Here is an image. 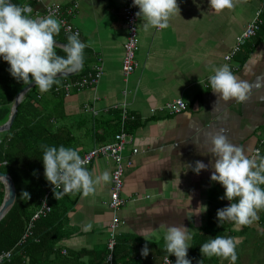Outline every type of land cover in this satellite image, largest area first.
<instances>
[{
  "label": "crops",
  "instance_id": "0c3cea01",
  "mask_svg": "<svg viewBox=\"0 0 264 264\" xmlns=\"http://www.w3.org/2000/svg\"><path fill=\"white\" fill-rule=\"evenodd\" d=\"M21 1L32 7L28 15L33 18L48 15L51 6L59 7L61 14L54 16L69 20L81 32L80 39L89 45L83 50L82 68L92 74L99 71L100 78L94 86L81 90L73 86L62 107L57 104V95L38 91V99L44 104L42 111L62 109L74 126H84L88 119L93 128L88 137L91 143L84 146L86 140L81 136L87 128L83 127L79 133L81 153L113 138L119 109L121 113L127 108L138 116L139 125L129 135L132 141L123 158L125 204L119 212L117 248L124 259L118 258L117 264L127 261L131 249L140 252L146 243L143 235L152 239L147 242L149 257L164 258L167 223L187 227L192 233V245L195 237L209 227L215 197L212 189L219 184L210 179L214 169L209 162L214 157L202 154L211 147L205 133L223 129L229 141L248 156L264 138V28L246 42L231 63L225 60L254 19L261 0H233L231 9L220 12L213 11L208 0H177L179 10L163 29L145 30L140 18L138 66L130 74L123 70L128 36L123 11L128 0ZM223 64L252 85L246 101L225 103L210 89L208 77L214 67ZM176 100L185 102V109H166ZM260 148L264 156V145ZM197 160L209 164L199 174L192 170ZM114 166L111 157L102 156L87 167L95 174L108 170L110 182L97 185L88 196L69 193L67 202L71 206L56 228L60 239L49 257L50 263L45 264H63V257L71 258V264H91L93 257L95 261L99 253L107 250L114 213L109 206ZM46 195L49 198L51 193L44 198ZM257 216L247 226L231 224L237 242L236 264H264V209ZM87 223L92 224V229L85 232L82 227ZM169 257L174 258V254ZM29 262L27 258L26 264ZM218 264L229 261L218 257Z\"/></svg>",
  "mask_w": 264,
  "mask_h": 264
},
{
  "label": "clouds",
  "instance_id": "9594fccd",
  "mask_svg": "<svg viewBox=\"0 0 264 264\" xmlns=\"http://www.w3.org/2000/svg\"><path fill=\"white\" fill-rule=\"evenodd\" d=\"M43 2V0H42ZM209 7L220 12L233 7V0H208ZM138 7L135 15L142 20L145 30L149 27L163 29L168 27L170 18L179 10L177 0H132ZM33 11L28 4L19 5L10 0H0V59L8 62V71L17 81L27 85L35 82L41 93L48 92L52 86L59 85V77L82 67L83 50L89 45L81 41L78 32L65 29L66 43L61 44L64 55L54 51L56 36L61 30L62 22L54 15L31 17ZM208 77L210 89L217 94V99L227 103L230 100L246 101L250 96L252 85L233 74L228 64L213 68ZM31 74V77L29 76ZM216 99V100H217ZM205 136L211 147L202 154H211L212 171L210 179L219 182L224 188L220 199L231 201L230 204L217 209V222L223 225L230 221L237 226H247L258 219L257 212L264 209V156L259 150L253 156L245 154L242 148L229 141L220 129L215 133L207 132ZM44 177L53 185V195L59 201L69 193L80 192L88 196L96 190V186L110 182L108 170L99 174L90 171L85 165L87 159L82 158L79 149L64 145L52 146L41 144ZM191 167V165H189ZM209 164L197 160L192 170L199 174ZM29 196V193H26ZM206 211V206L204 208ZM92 224L83 225L87 232ZM140 249L142 256L149 254L148 241ZM192 233L183 224H166L163 234L164 251L167 255L164 264H171L169 255L176 257L175 264H191L187 257ZM237 242L234 237L216 235L200 245L204 257H220L236 264Z\"/></svg>",
  "mask_w": 264,
  "mask_h": 264
},
{
  "label": "trees",
  "instance_id": "16d2710c",
  "mask_svg": "<svg viewBox=\"0 0 264 264\" xmlns=\"http://www.w3.org/2000/svg\"><path fill=\"white\" fill-rule=\"evenodd\" d=\"M11 1L19 5L27 3H22L21 0ZM262 28H264V24ZM65 34L67 33H65L62 28L60 32L54 36V40L66 43L67 35ZM256 34H258V32ZM244 45L241 46L237 54L241 52ZM54 51H56L58 55H64L59 46L54 45ZM246 59L247 57H245L241 63H244ZM9 67L8 62L0 59V125L8 120L16 94L26 86L22 81H17L10 75L8 71ZM89 74L91 73H89L86 68H82L79 73L71 77L59 78L61 81L60 84H54L49 90L53 95L59 97V101L57 102L59 107L63 106V99L66 96L63 88L64 84L66 82H71L75 87L76 83L80 82L83 77H87ZM29 76L31 77V74H29ZM64 80L67 81L64 82ZM38 91V87L34 86L25 94L18 106L17 116L12 127L10 130L0 133V170L11 175L17 191L14 205L0 221V253L11 251L12 257L11 259H5L0 264H26L27 258L30 260L29 264L50 263L49 257L54 252L56 243L61 236L60 232L56 231V228L59 227L61 219L66 214L71 204L68 203L70 201V194H66L63 198L61 197L59 201L54 197V186L50 185L44 177V167L41 159L42 150L40 145H64L66 147L78 149L81 143L80 138L83 137V135L81 137L79 135V133H81L80 130L83 127L87 128L86 134H84L86 137H91L90 134L93 130V128L88 125V119L85 120L87 126H83V124L80 123H78L77 126L70 124L62 109L58 108L52 112L45 109L42 111L41 107L44 104L38 99ZM126 116V119H123L119 109V124L113 131V138L116 134L121 132L130 135V133L138 127L139 121L136 113L127 111ZM94 138L97 139L98 137L94 135ZM85 152H87V150H84L83 153L79 150L80 156L82 157ZM89 166L90 165H86L85 167ZM26 191L29 193V196L25 194ZM47 192L51 193V196L48 198L51 212L47 216L34 221L31 233L24 238L27 226L33 214L40 208L42 200ZM212 194H214L215 197L212 199L214 203H211L209 227L202 230L195 237L192 246L187 252V257L197 264H218V257L213 256L209 258L201 254L200 245L202 243L216 235L233 237V232L230 230L232 222L225 221L223 225H220L216 217L217 209L230 204L231 201L228 202L229 200L227 199H219L224 194V188L220 183L212 189ZM4 196L5 186L0 180V206ZM65 197L66 199H64ZM117 246L118 241L114 252L116 262L118 258H120ZM149 254L146 257L140 258L138 257V250L135 251L131 249V252L128 253L130 257L127 261H123L122 264H163V258L159 260L158 257L153 256V254L151 255L153 257L150 258ZM98 255L99 257L95 261L93 257L91 264H104L107 250L102 251V253ZM70 259L69 257H63V264H71ZM120 259L123 260L124 256ZM172 259L175 262V255Z\"/></svg>",
  "mask_w": 264,
  "mask_h": 264
},
{
  "label": "built area",
  "instance_id": "2783aa9c",
  "mask_svg": "<svg viewBox=\"0 0 264 264\" xmlns=\"http://www.w3.org/2000/svg\"><path fill=\"white\" fill-rule=\"evenodd\" d=\"M137 11H138V7L132 5V0H128L123 11L124 23L126 25L128 32L127 40L124 45L125 54L123 59V70L126 74H130L138 66V59H137V50L139 47L138 23L140 18L135 15ZM47 14L58 16L61 14V10L57 6H51L47 9ZM263 16H264V0H261V5L256 11L254 19L246 26L244 32L238 38L237 43L233 47L231 52H229L225 56V60L228 63H231L234 56L237 54L238 51H240L241 46L244 45L249 39L254 37L256 33L262 28L264 24ZM60 21L62 22L61 26L64 29V31L67 28L70 30V32H78L80 38L81 32L79 31V29L74 27L69 20L65 18L63 19L61 18ZM235 68L236 67H234V69ZM99 78H100V73L97 70V72H95L94 74L91 73L87 77L86 76L83 77V79L80 82L76 83L75 85L79 90H81L86 87L94 86ZM63 88L65 94L69 95L70 91L73 88V84L66 82ZM185 107L186 104L182 100H176L166 105V109L172 110L174 112H180L183 109H185ZM127 111H129L127 110V108L122 109L121 113L123 119H126ZM131 141L132 138L129 136V134L125 132H121L116 134L114 138H112L107 143H104L99 146H95L82 155V158L87 159L86 165H91L95 159L102 156L111 157L115 163L114 169L112 171V180H111L112 185H111L110 202H109V206L113 209L114 213H113L112 221L109 225V238L107 241V256H106L105 264H117L114 257V252H115V247L117 245V238L119 234L118 229L121 224L119 212L123 207V205L125 204V199L122 197V190L124 186L123 178L126 170L123 158H124V151L127 148V146L131 143ZM259 145L260 146L264 145V138H262L259 141ZM260 146L255 148L250 156L255 155L257 150H259V153L261 154L262 150ZM134 152H136V150H134ZM50 212H51V207L48 204V196L46 195V197L43 198L42 200V204L40 208L33 214L31 221L27 226V230L24 234V238H26L31 233L33 222L42 217L47 216ZM11 257H12L11 251L0 253V263L3 262L5 259H11ZM138 257L141 258L145 256H142L141 253L139 252ZM164 258H163V264H164ZM169 261L171 262V264H175L174 260L171 259L170 257H169ZM191 264H195V263L191 262Z\"/></svg>",
  "mask_w": 264,
  "mask_h": 264
},
{
  "label": "water",
  "instance_id": "95a60500",
  "mask_svg": "<svg viewBox=\"0 0 264 264\" xmlns=\"http://www.w3.org/2000/svg\"><path fill=\"white\" fill-rule=\"evenodd\" d=\"M10 2L12 3L11 0H10ZM56 43H57L56 44L57 46H60L61 44H65V43L59 42V41H56ZM82 66H83V63H82ZM81 69H82V67L76 71L70 72V73H68L64 76H61V77H69V76L75 75V74L79 73L81 71ZM34 86H35V82L32 81L29 84H27L26 86H24L16 94L14 101L12 103L11 112H10L8 120L5 123L0 125V133H3V132L10 130V128L12 127V125L16 119L17 112H18V106L21 103V101L23 100V96L30 89H32ZM0 180L3 182V184L5 186V196H4L3 202L0 206V221H1L3 219V217L9 212V210L14 205L15 200H16V196H17V191H16V186H15V183L13 181V178L11 177L10 174L4 173L0 170Z\"/></svg>",
  "mask_w": 264,
  "mask_h": 264
},
{
  "label": "rangeland",
  "instance_id": "374dc122",
  "mask_svg": "<svg viewBox=\"0 0 264 264\" xmlns=\"http://www.w3.org/2000/svg\"><path fill=\"white\" fill-rule=\"evenodd\" d=\"M82 139H85L86 140V142L84 143V146H87V147L90 146V143L91 142L89 141V138L88 137L83 136Z\"/></svg>",
  "mask_w": 264,
  "mask_h": 264
}]
</instances>
